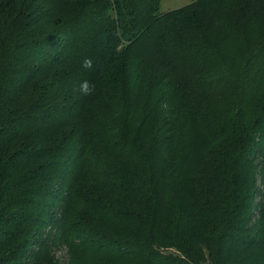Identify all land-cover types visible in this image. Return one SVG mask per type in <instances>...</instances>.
I'll list each match as a JSON object with an SVG mask.
<instances>
[{
	"label": "trees",
	"instance_id": "1",
	"mask_svg": "<svg viewBox=\"0 0 264 264\" xmlns=\"http://www.w3.org/2000/svg\"><path fill=\"white\" fill-rule=\"evenodd\" d=\"M0 264H264V0H0Z\"/></svg>",
	"mask_w": 264,
	"mask_h": 264
},
{
	"label": "rangeland",
	"instance_id": "2",
	"mask_svg": "<svg viewBox=\"0 0 264 264\" xmlns=\"http://www.w3.org/2000/svg\"><path fill=\"white\" fill-rule=\"evenodd\" d=\"M192 0H161V11L169 12L174 9L184 7L191 3Z\"/></svg>",
	"mask_w": 264,
	"mask_h": 264
}]
</instances>
